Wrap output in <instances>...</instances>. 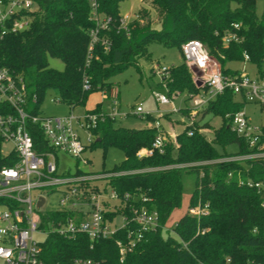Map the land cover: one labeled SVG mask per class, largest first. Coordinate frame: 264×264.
Returning a JSON list of instances; mask_svg holds the SVG:
<instances>
[{"label":"trees","instance_id":"obj_1","mask_svg":"<svg viewBox=\"0 0 264 264\" xmlns=\"http://www.w3.org/2000/svg\"><path fill=\"white\" fill-rule=\"evenodd\" d=\"M120 1L98 0L99 12L109 15L112 21L108 29L98 31L99 40L94 43L89 58V32L95 23L90 18L88 0H38L39 10L30 27L0 40V67L24 79L36 97L33 112L40 111L50 89L70 108L84 105L90 91L109 92L113 86L109 81L111 76L127 66H136L140 58L150 59L147 49L150 42L176 45L180 51L181 62L168 67V77L160 81L169 96L186 92L189 97L208 90L205 84L197 85L193 80L181 53V44L189 39L200 40L224 74H238L239 70L229 67L228 63L243 61L246 53L248 62L256 66V75H262L264 8L257 16V0H144L160 16V26H151L150 9L142 6L137 11L139 19L130 24L128 36L117 28ZM231 34L235 37L225 43L224 38ZM103 39L108 40V48ZM48 57L61 59L63 69L50 67ZM84 77L88 80V89L82 87ZM245 103L243 96L225 89L202 110L221 118V124L212 129L210 138L201 131V127H210L208 122L200 124L201 118L175 133L173 140H165L162 151L155 149L150 155L144 152L160 133L155 125L126 128L113 126L114 119L109 117L98 121L91 128L95 137L91 145L104 149L115 146L123 152V159L106 171L111 175L103 178L102 188L115 191L121 202L117 203V209L106 207L104 215L112 218L123 212L129 219L130 203L144 204L156 213L158 228L148 231L122 259L116 240L124 239L125 229L92 243L84 235L67 238L49 233L41 242V258L49 264H67L75 257L95 259L102 264L264 263V192L248 184L263 179L264 156L204 163L252 152L248 141L229 126L232 115ZM4 107L10 111L9 107ZM101 111L98 105L87 112ZM190 111L188 107L181 109L187 117ZM146 119L154 121L150 114ZM28 129L37 152L52 150L37 125ZM260 130L261 141H264V125ZM231 143L237 145V150L228 153L224 149ZM1 147L0 139V168L14 165L16 154L13 151L2 154ZM183 171L195 172V187L186 211L173 227L177 238H164L161 228L181 204ZM91 189L102 191L98 185ZM125 193L129 194V199L124 204ZM197 205H207L206 212L189 213V208ZM50 215L43 214V224L49 217L64 214L53 212V216Z\"/></svg>","mask_w":264,"mask_h":264},{"label":"built area","instance_id":"obj_2","mask_svg":"<svg viewBox=\"0 0 264 264\" xmlns=\"http://www.w3.org/2000/svg\"><path fill=\"white\" fill-rule=\"evenodd\" d=\"M90 18L94 21V28L90 29V41L88 55L96 43L98 31L108 29L111 17L98 10V0H88ZM39 10L38 0H0V40L9 34H16L28 29ZM139 19V14H120L118 30H123L128 36L130 24ZM234 27H238L234 24ZM235 35H227L224 42L234 38ZM108 48L109 42L102 40ZM184 61L191 71L193 80L201 82L208 87V92L196 95L190 94L192 109L189 121L192 125L196 120L197 110L204 107L215 95L230 89L234 94L243 96L246 102L258 103L264 107V67L261 76H251L245 71L238 74H224L220 71L217 61L210 57L203 43L198 39H189L180 46ZM249 57L244 53L243 61ZM153 72L164 81L168 77V67L160 66ZM84 89L89 88L86 77L83 79ZM165 87V84H164ZM166 89V88H165ZM108 94L112 102L109 111L86 112L82 116H74L67 113L61 116H42L40 112H33L35 94L27 88L24 79L11 72L6 67H0V139L1 145L9 144V151L17 156L14 165L0 168V264H49L41 256V242L37 235L44 238L49 233H57L63 237L75 238L84 235L92 243L93 241L114 235L117 231H123L124 239H117L120 259L123 255L141 242L148 231L158 228L155 212L149 210L144 204L130 203L132 210L128 219L123 212L116 213L112 218L104 215L106 207L117 209L121 198L111 190L110 198L116 201L113 207L108 206L107 200L101 198V192L91 189L96 180L107 177L111 173L93 174L81 171L79 168L74 173H59L54 152L62 151L72 155L80 163L87 164L81 154L86 145L81 141L79 130L87 134V142H91V128L98 121L115 115L122 116L128 113H120L117 101V89L111 87ZM159 104L166 105L170 102L169 96L154 93ZM57 101L58 98L56 99ZM10 111H6L5 107ZM140 105L134 108L133 113H142ZM158 128V122L155 121ZM31 125H37L43 138L52 150L37 152L33 138L28 129ZM229 126L238 136L248 141L252 152L233 155L222 160L253 159L264 156V141H261L260 127L251 124L243 109L234 113ZM192 131L189 130L188 134ZM164 138L157 134L151 147L146 150L148 155L155 149L162 151ZM143 153V152H142ZM140 154V153H139ZM250 186L264 192V177L261 181L251 182ZM60 187L61 194L58 199L59 207L50 211L40 212L46 202L44 191L49 188ZM44 200L38 205L39 197ZM129 199L125 193L122 201ZM145 199L143 198V201ZM264 206V203H262ZM207 205H197L189 208V213L199 215L205 213ZM53 212L64 215L49 217L43 224V214ZM116 216L121 217V224L115 223ZM67 264H102L91 258L75 257ZM248 264H264L249 262Z\"/></svg>","mask_w":264,"mask_h":264},{"label":"rangeland","instance_id":"obj_3","mask_svg":"<svg viewBox=\"0 0 264 264\" xmlns=\"http://www.w3.org/2000/svg\"><path fill=\"white\" fill-rule=\"evenodd\" d=\"M142 6L150 9L151 26L159 28L160 16L144 0H121L119 2V11L122 15H134ZM263 8L264 0H257L255 5L257 16L261 15ZM147 49L150 54V59L140 58L136 66H127L109 78V81L113 83V87L117 89V101L120 113H128L125 116L120 114L115 115L113 126L143 128L146 125L154 124L153 121L146 119L147 115L151 114L157 116L160 114V117L156 119L159 125V134L164 138V141L169 139L173 140L175 133L183 131L190 124L189 116L187 117L182 114L181 109L186 107L192 109V99L188 97L186 92H180L169 96L164 84L160 83V77L153 72V69L155 70L160 66L171 67L179 64L181 62L180 51L176 45L165 46L161 42H150ZM48 65L57 70H62L64 67L62 60L56 57H48ZM228 66L236 68L239 71H245L251 76H255L257 72L256 66L248 61H232L228 63ZM155 92L169 96L170 102L166 105L159 104L154 95ZM56 99V92L52 89L48 90L40 105L39 112L42 116H61L67 113H72L74 116H82L87 111L94 110L98 105H101L102 111H109L112 107V102L108 94H105L101 90L90 91L85 104L77 105L73 108H70L66 103L57 101ZM137 105L141 106L143 112L134 114L133 111ZM199 110L202 111L203 108ZM243 110L252 125L258 127L264 125V107L262 108L258 103L246 102ZM205 122H208L210 127H201V131L210 138L212 136V129L221 124V118L219 116H214L210 112H205L200 124ZM79 135L81 141L86 145L81 156L88 160V163L82 164L68 153L55 151L54 158L59 173H74L76 169L79 168L83 172L100 174L103 176L114 164H117L123 159V152L118 147L108 146L104 149L102 146H92L91 143L95 138L93 135L91 136L90 143L87 142V134L84 131L79 130ZM9 149V144H3L1 147L2 154H7ZM217 149L223 151L219 146H217ZM224 150L228 153L235 152L237 150V145L235 143L228 144L225 146ZM222 158L224 157L204 163L224 161ZM195 177V172H182L181 204L172 211L168 220L162 226L161 230L164 238H167V236L177 238L173 231V227L179 216L187 209L189 196L195 187ZM96 184L102 190L104 179L101 177L96 180ZM44 194L46 202L40 212L50 211L59 207L58 199L61 194L60 187L49 188L44 191ZM110 195L111 190L109 188H107L106 191H101V198L107 200L108 206L111 208L116 204V201L111 199ZM115 223L121 224V217L116 216ZM37 238L42 240L44 236L37 235Z\"/></svg>","mask_w":264,"mask_h":264},{"label":"water","instance_id":"obj_4","mask_svg":"<svg viewBox=\"0 0 264 264\" xmlns=\"http://www.w3.org/2000/svg\"><path fill=\"white\" fill-rule=\"evenodd\" d=\"M196 84H197V85H201V82H196ZM201 116H202V113H200V114L197 116L196 121H199L200 118H201ZM43 200H44V198H43L42 196L39 197L38 205L41 204V203L43 202Z\"/></svg>","mask_w":264,"mask_h":264},{"label":"crops","instance_id":"obj_5","mask_svg":"<svg viewBox=\"0 0 264 264\" xmlns=\"http://www.w3.org/2000/svg\"><path fill=\"white\" fill-rule=\"evenodd\" d=\"M256 76V75H255ZM262 108H263V106L262 105H260ZM244 107V106H243ZM203 108V107H202ZM200 109V108H199ZM197 110V116L200 114V113H202V116H201V118L203 117V115H204V113L202 112V111H200V110ZM243 109V108H242ZM151 115V114H150ZM153 116V118H154V123H155V121H156V119L158 118V117H160V114H158L157 116H154V115H152ZM197 116H196V118H197ZM200 118V119H201ZM154 125V124H153ZM147 126V125H146Z\"/></svg>","mask_w":264,"mask_h":264}]
</instances>
